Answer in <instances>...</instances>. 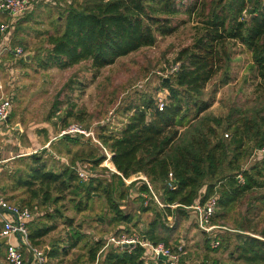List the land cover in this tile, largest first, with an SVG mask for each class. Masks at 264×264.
Listing matches in <instances>:
<instances>
[{
  "label": "trees",
  "instance_id": "1",
  "mask_svg": "<svg viewBox=\"0 0 264 264\" xmlns=\"http://www.w3.org/2000/svg\"><path fill=\"white\" fill-rule=\"evenodd\" d=\"M183 1L72 2L57 20L58 31L46 35L47 47L30 57V64L36 69H67L86 60H92L94 67L101 69L143 47L155 45L159 36L175 33V16L187 14L190 20L196 19L192 44L177 55V71L169 79L161 78V88L168 92L163 110L152 93H145L139 103L125 109L131 115L119 133L101 127L98 138L112 153L116 168L110 179L92 175L86 181L81 179L75 166L79 155L70 164L56 168L42 156L31 155L33 164L25 175L15 179L14 188H22L28 194L21 199V206L47 208L42 216L28 223L32 246H40L57 229L59 220L70 227L68 237L53 241L46 250V264L61 255L67 256L84 240L86 253L69 264H161L148 262L149 249L139 244L129 250L108 244L102 238L89 239V233L75 227L73 217L67 214V201L81 214L88 210L91 201L103 198L109 207L110 225H123L117 236L138 230L147 242L171 247L173 240L177 242L179 224L193 213L190 206L217 195L218 208L212 222L218 224L216 217L226 219L235 203L248 194L251 201L245 215L233 227L235 238L232 234L223 237L222 230L215 231L213 236L203 233L208 237V249L214 248V240L220 242L218 247L236 240L229 255L232 264H264V228H253V215L264 209V157L249 166L244 162L264 146V104L261 108H235L226 116H216L207 114L213 101L203 97L207 84L231 60L229 41L239 42L251 52L259 79L257 90L264 94V0H193L188 5ZM229 81L230 76H225L222 84ZM59 102L55 103L54 115ZM72 108L67 109L66 117L73 116ZM66 117L64 128L68 124ZM60 138L69 146L79 143L76 136ZM67 150L71 153V149ZM86 157H93L90 160L94 166L106 159V155L95 157L91 152ZM170 173L175 188L169 187ZM142 174L160 191L164 206L153 198L143 179L125 185L124 178ZM239 174L244 183H239ZM137 183L138 215L127 213L123 207ZM260 190L262 194L258 193ZM96 193L100 197H95ZM144 194L150 196L147 205ZM35 202L38 203L34 205ZM146 213L153 217L143 226L141 215ZM169 217L174 218L172 226L168 224ZM83 258L86 261L82 262Z\"/></svg>",
  "mask_w": 264,
  "mask_h": 264
},
{
  "label": "rangeland",
  "instance_id": "2",
  "mask_svg": "<svg viewBox=\"0 0 264 264\" xmlns=\"http://www.w3.org/2000/svg\"><path fill=\"white\" fill-rule=\"evenodd\" d=\"M33 1L35 8L22 20L15 23L9 32L12 33L10 48L22 47L29 56H34L41 48L47 47L48 36L46 35L58 31L57 20L60 15L65 13L66 8L72 2H81V0ZM192 1L184 0L183 3L188 5ZM173 23L178 27L175 33L164 37L159 36L155 45L143 47L101 69L94 67L92 60H86L67 69L38 70L28 64L25 57L15 55L14 61L17 66L15 67L18 69H14L12 75L14 87L11 88L16 91L12 115L18 120L21 119L28 127L21 138L28 142L30 147L15 154L19 158L14 160L15 162L8 169L0 172V185H3L6 197H10L18 203H21V199L28 197L22 188H14V181L18 176L25 175L33 164L31 155L42 156L50 166L55 168L70 164L72 158L79 155L76 167L80 165L86 168L89 175L110 179V174L116 172L112 161L105 160L101 165L94 166L90 160L93 157L87 158L86 154L91 152L95 157L106 155L101 144L95 141V139L99 140L103 144V141L98 138L101 127H105L109 132L119 133L131 115V112L125 111V109L132 104L139 103L143 94L152 93L157 99L167 97L168 92L163 90L160 85L161 78L169 79L173 74L174 68L179 66V63L176 62L179 51L192 44L196 33V19L190 20L187 14L175 16ZM227 46L232 55L231 60L227 67L207 84L204 90V99L213 101L207 114L226 116L235 108H261V105L264 104L263 91L257 90L259 79L256 76L251 52L239 42L229 41ZM26 65H30V67ZM225 76H230V81L227 84H222ZM9 78L11 79L10 74ZM11 91H8L9 95ZM57 101H60L59 110L54 115L52 113L56 111L54 107ZM71 106H73V116L66 117V111ZM49 115L52 118L49 119ZM65 117L68 121L67 126L78 124L94 135L78 134L76 137L79 143L70 144V146L61 142L58 135L64 128L63 118ZM45 125H50V129L45 128ZM46 132H53L54 135L49 136L58 138L53 141L52 146L46 148L47 152H44V142L48 138ZM11 135L13 136L14 133ZM226 135L225 131V138H227ZM105 147L108 149L107 146ZM67 149H71V153H68ZM22 154L28 156L22 157ZM256 161L258 160L255 151L251 157L244 159L245 166L252 165ZM136 177L144 179L146 176L142 174ZM125 185L130 186L131 183L125 182ZM138 186H140L139 183L131 188L128 198L123 202L124 210L127 213H137L138 215L140 207V201L137 199ZM151 186L153 198L155 195L160 201V191L153 184ZM263 191L260 190L258 193L262 194ZM94 196L100 197L97 193ZM147 198L150 199V196ZM250 201V194H248L235 203L231 212L227 213L226 219L216 217L217 225L223 227L220 229L223 231V237L232 234V237L235 238L233 227L242 221ZM37 203L35 202L34 205ZM66 203V212L70 217H73L75 227L81 228L83 233H89V239L102 238L108 243L112 236L118 237L116 232L123 225L119 223L110 225L109 207L103 198L91 201L88 210L81 214L77 213L68 201ZM29 209L34 213V208L30 207ZM35 210L39 212L35 213L36 220L44 214L47 208L39 207ZM152 217L151 213L141 215L143 226ZM136 218H140V216ZM253 219V228L257 231L262 230L264 228V209H261L257 215H253ZM57 224V229L45 237L43 243L38 246L45 254L53 241L69 236L70 227L65 224L64 220H59ZM168 224L172 226L174 218L169 217ZM134 234L141 236L138 230L131 235L127 233L121 235L133 237ZM207 238V235L197 227L195 214L191 213L190 217L179 224L175 234L177 242L173 240L171 247L183 245L184 254L181 256V264H232L229 255L234 249L236 240L233 239L231 244L226 241L216 249H208ZM85 242L86 240L81 242L67 256L61 255L49 262L51 264H69L79 255L86 253ZM85 259L83 258L82 262L86 261Z\"/></svg>",
  "mask_w": 264,
  "mask_h": 264
},
{
  "label": "built area",
  "instance_id": "3",
  "mask_svg": "<svg viewBox=\"0 0 264 264\" xmlns=\"http://www.w3.org/2000/svg\"><path fill=\"white\" fill-rule=\"evenodd\" d=\"M35 3L33 0H0V32L3 34V40L0 43V56L3 52L10 49V37L12 33H9L15 23L22 20L26 14L31 12L34 8ZM6 20V21H5ZM6 38V40H5ZM15 55L25 57L27 53L24 52L22 47H15L13 49ZM179 66L174 68V72L177 71ZM173 72V71H172ZM173 72V73H174ZM1 79V78H0ZM164 98V97H163ZM159 98V109L163 110L165 106L166 98ZM13 109V101L11 97H1L0 98V126L7 123ZM78 134L84 135H94L91 132H87L83 127L78 124H71L63 128L60 137L65 135L76 136ZM228 136V134L226 135ZM105 150L106 159L111 160L112 153L105 147L103 144L96 140ZM255 156L258 159L264 157V146L255 151ZM116 171V168H115ZM77 172L81 179L86 181L89 178V174L86 171L85 167L77 166ZM169 187L175 188L174 183L172 182V173H170ZM239 183H244V178L241 174L237 176ZM139 179V177L133 176L129 179L124 178L126 183H132L134 180ZM143 179V178H142ZM149 186L152 191V186L148 179L145 177L143 179ZM153 192V191H152ZM145 205L149 203L147 195H144ZM155 200L161 205L162 204L158 198L154 195ZM0 206L4 211L10 213L9 217L3 221V226L0 230V239L6 238L8 244L6 246V259L9 264H46L48 258L45 252L40 249L38 246H32L29 241V226L28 223L34 218V213L28 207H23L20 205H11L0 199ZM195 214V219L197 227L202 231L207 233L210 236H213V233L217 230L223 229L222 226L214 224L212 222L213 217L216 214L218 208V196L213 195L209 197L204 203H195L190 206ZM11 238L19 239V243H12L9 241ZM108 244H115L121 249L129 247L131 250L136 245H141L149 249V256H151L155 261H160L161 264H179L182 254H184L183 245L177 247L166 246L163 243L158 245H153L150 242L144 240L141 236L134 234L133 237H128L126 235H120L118 237L112 236ZM126 245H128L126 247ZM220 242L214 240L212 246L214 248L218 247ZM25 249L31 255V262H28V256L26 255ZM162 255L164 258H160Z\"/></svg>",
  "mask_w": 264,
  "mask_h": 264
},
{
  "label": "crops",
  "instance_id": "4",
  "mask_svg": "<svg viewBox=\"0 0 264 264\" xmlns=\"http://www.w3.org/2000/svg\"><path fill=\"white\" fill-rule=\"evenodd\" d=\"M3 39H4L3 34L0 32V43ZM5 40H6V38H5ZM9 41L11 44V37H10ZM13 49L10 48L9 50H6L0 56V78H1L0 79V98L5 97V94L7 93L6 94L7 97H11V99L13 101L12 113H11L7 123L0 126V172L8 169L15 162L14 160L19 158L15 154L21 153V151H23L24 149H29V147H30L28 142H26L25 140H23L21 138L22 134H24L26 132L28 127L26 126V124H24V122L21 119L18 120L16 117H14L12 115L13 111H14V99L16 96V91H14V89L11 88V87H14V79L12 78V75H13L14 69H18V68H16L17 66L15 65L16 61H14L15 53L13 52ZM30 57L27 58L28 64L31 63ZM26 66L30 67V65H26ZM38 70H42V69H38ZM9 74L11 76V79L9 78ZM11 89H12V91H11ZM8 91H11L10 95H9ZM48 118L50 119L52 117H50V115H49ZM45 128L50 129V125H45ZM12 130H14V132H12ZM61 131H62V129H61ZM61 131H60V133H61ZM13 133H14V135L12 136L11 134H13ZM60 133L58 135L59 138H60ZM52 134H53V132H51V133L46 132V136L48 138H46V140L44 142L45 148L50 147L51 144L53 143V141L58 138L56 136H52V137L49 136ZM30 145H32V144H30ZM21 156L27 157L28 155L22 154ZM134 181H136V180H134ZM0 199H3L4 201H6L7 203H9L11 205H20V206L22 205L21 203L13 201V199H10V197H6V195L4 194V191H3V185H0ZM36 211L37 210H35V208H34V218H35ZM9 215H10V213L4 211V209L0 206V230H1V227L3 226V221L6 218H8ZM9 241L12 243H19V239H16V238H11V239H9ZM0 242H1V244H0V264H9L7 259H6V246L8 244V240L6 238H2V239H0ZM25 252H26V255L28 256V262H31L30 253L26 249H25ZM149 260L155 261L151 256L149 257L148 261Z\"/></svg>",
  "mask_w": 264,
  "mask_h": 264
},
{
  "label": "water",
  "instance_id": "5",
  "mask_svg": "<svg viewBox=\"0 0 264 264\" xmlns=\"http://www.w3.org/2000/svg\"><path fill=\"white\" fill-rule=\"evenodd\" d=\"M30 56L27 54L26 56H25V58H26V60H27V58H29ZM144 240H145V238H144ZM0 244H1V242H0ZM128 245H126V247H127ZM160 258H164L162 255H160Z\"/></svg>",
  "mask_w": 264,
  "mask_h": 264
}]
</instances>
